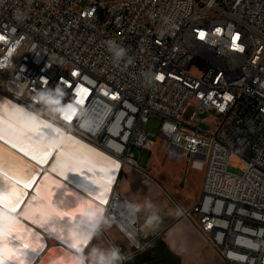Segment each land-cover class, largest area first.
<instances>
[{
	"label": "built area",
	"instance_id": "built-area-1",
	"mask_svg": "<svg viewBox=\"0 0 264 264\" xmlns=\"http://www.w3.org/2000/svg\"><path fill=\"white\" fill-rule=\"evenodd\" d=\"M3 98L122 172L143 173L135 149L192 158L203 180L181 217L225 263L264 264V0H0ZM209 111L213 131L192 125ZM236 155L241 175L228 171ZM119 198L115 186L110 221ZM116 228L133 247L124 264L143 252L141 232Z\"/></svg>",
	"mask_w": 264,
	"mask_h": 264
},
{
	"label": "bare ground",
	"instance_id": "bare-ground-1",
	"mask_svg": "<svg viewBox=\"0 0 264 264\" xmlns=\"http://www.w3.org/2000/svg\"><path fill=\"white\" fill-rule=\"evenodd\" d=\"M24 110H20L19 108H15L14 106L3 105L0 106V117H2L5 125H12L13 128L24 132L31 138V140L36 141L38 145H40L43 149H46V151H37L35 148H33L29 140H22L18 138L16 132L11 131L5 125H0V149H3L5 153L11 155L14 154L15 157H18L20 160L25 161L28 165L36 170L31 175L30 179L14 176L7 171H0V176H2L5 180L10 181V179L8 178H12L13 180L20 181L26 188L30 190L38 176L40 178L43 174L46 175L48 173L57 175L58 178H60L67 184L69 183L78 191L89 197L93 201H91L92 204L96 205L97 207L99 206V208L101 209L99 213L104 216L105 205H107V203L109 202L111 193L114 187L117 186L119 181L118 177L121 169L120 164L117 161V163H114L109 159L110 157L107 158V156H105V154H103L99 150L73 137L63 129L45 120H42L40 117L34 115L33 113ZM32 118H35V120L39 121L41 126L46 125L52 132L59 133V139L50 140L48 138L47 132L42 128L38 132L30 131L29 129L36 127ZM25 125H27V127H25ZM69 140L73 142V147L76 148V151L83 153L84 163L72 160L71 162L75 165V168L71 173L68 174V176H66L64 175V172L68 169L67 161L69 160V157L64 151V148L66 142ZM57 157H63L64 159L58 160ZM97 160H99L100 162H96ZM54 168L56 170H54ZM3 174H5L6 177ZM92 177H94L98 182L103 183L107 186L106 197L104 199H100L99 196L93 195L91 192H89L95 191L97 188V186L92 185L90 182V178ZM39 185L35 188L34 196H39ZM0 187H3V185L0 184ZM103 194L104 193H100V195ZM53 203L57 207L63 208L65 210L76 206V203L72 202V200L70 203L69 197H67L59 188L56 189L53 193ZM132 205L133 204H131L129 201L122 198L117 199L114 202L111 222L118 228H121L124 223L130 227L132 224H135L136 211L133 210V208L131 207ZM81 220L82 217H80L74 224L70 226V230L74 225L80 224ZM61 223H67V218L65 217L64 220L61 221ZM36 224L41 226V224L38 222H36ZM81 227L84 228V230L87 229L86 225H81ZM51 232L56 235L54 231ZM0 235H3L1 228ZM55 237L57 238V235ZM25 239L26 243L21 244L20 247L25 252L29 253V255L31 256L32 264L33 261L37 258L39 251H41V249L43 248L44 243L38 240H33V235L31 234ZM88 244L89 243L86 241L83 251L86 249ZM32 247H36L37 251H35L34 253L31 252ZM66 260L67 258H61L60 260L52 259L44 262L43 264H66ZM25 264H28V262L26 261Z\"/></svg>",
	"mask_w": 264,
	"mask_h": 264
},
{
	"label": "rangeland",
	"instance_id": "rangeland-1",
	"mask_svg": "<svg viewBox=\"0 0 264 264\" xmlns=\"http://www.w3.org/2000/svg\"><path fill=\"white\" fill-rule=\"evenodd\" d=\"M194 73H197L193 70ZM191 111L189 110L183 116L185 120L189 119ZM217 115L213 111L199 113L196 116V119L192 121V125L196 128H199L205 132L213 131L215 127V122ZM159 121L153 119L148 125V131L150 132V138L156 139L157 136V126ZM135 160L137 161L138 168L143 170V174L140 175L139 179L141 181V186L143 188V193L147 194L150 192V205L160 204L161 202H166L177 207L176 203L185 207L184 209H189L190 206L195 202L196 198L199 197V192L201 188V182L203 180V171L191 167V159L184 158L180 162L169 160L165 156V152L161 149L160 145L156 147L153 151L148 149H135L133 151ZM245 162L239 156H234L231 158L228 171L235 175H241L244 170ZM131 168V167H128ZM133 169V168H131ZM135 170V169H134ZM142 173L141 171H138ZM139 173V174H140ZM126 171L123 169V177H125ZM128 174V173H127ZM155 181L154 186H145L146 176ZM130 177V176H129ZM142 177V178H141ZM123 179V183L124 184ZM134 182V181H133ZM119 185V184H118ZM128 191L137 192V185L134 182L135 187H129L130 178H127L126 181ZM116 191L119 193L117 186ZM120 194V193H119ZM139 195V194H138ZM120 196L124 200L121 194ZM159 199V202L157 200ZM198 200V198H197ZM129 201V200H128ZM131 202V201H129ZM197 202V201H196ZM133 203V202H131ZM147 203V202H146ZM135 204V203H133ZM136 208H139L135 204ZM146 214L143 212H136V221L139 228L142 227L146 219ZM105 223L101 226V229L98 231L96 239L92 240L84 250L85 253L89 252L93 247H111L115 245L118 247L123 254L125 252H131L133 250L132 245L127 241L123 234L116 228V226L109 220L107 215H104ZM179 218H182L181 215ZM141 232V230H140ZM148 235L140 233L139 241L140 245L143 247V252L152 256L154 264H196L197 258H188V252L178 248L179 255L172 253V249H176V246H173L171 242L167 239L164 241L162 235H156L157 232L155 229H152ZM142 252V253H143Z\"/></svg>",
	"mask_w": 264,
	"mask_h": 264
},
{
	"label": "snow or ice",
	"instance_id": "snow-or-ice-1",
	"mask_svg": "<svg viewBox=\"0 0 264 264\" xmlns=\"http://www.w3.org/2000/svg\"><path fill=\"white\" fill-rule=\"evenodd\" d=\"M36 127L29 129L32 132H38L41 128L47 132L48 138L59 139V133L52 132L46 125L41 126L40 122L32 118ZM0 125H5L2 117H0ZM11 131L17 133L18 138L22 140H29L33 148L37 151H46L36 141L31 140L24 132L13 128L12 125H5ZM27 127V125H25ZM64 151L67 153L69 160L68 169L64 172V175L68 176L71 173L75 165L72 160L84 163L83 153L76 151L73 147L71 140L66 142ZM58 160H63V157H57ZM102 159V158H101ZM96 162H100L97 160ZM110 163V162H106ZM54 170H56L54 168ZM0 171H7L14 176L20 178H31V175L36 171L25 161L20 160L18 157L5 153L3 149H0ZM92 185L97 186L95 191H89L93 195L99 196L100 199L106 197V185L98 182L94 177L90 178ZM0 206L6 209H14L20 200L24 197V190L11 183L9 180H5L0 176ZM63 187L57 184L55 181H51L50 178H44L39 185V196H31L27 201V204L22 210L21 215L26 219H31L34 223L38 222L41 226L46 227L48 230L54 231L57 238L62 239L69 248L76 251L81 250V245L78 242H74L70 235V226L74 224L82 215V212L86 209L93 211H101L99 207L89 202L85 197H77V203L75 207L68 208L67 210L57 207L53 203V193L56 189ZM100 193H104L100 195ZM71 195V193H69ZM55 205V206H53ZM3 211H0L2 214ZM67 218V223L62 224L61 221ZM7 223V234L0 235V264H31V256L28 252H25L20 245L26 243V237L30 235L27 228H25L19 221L14 223L6 222L0 219V228H3ZM37 238L33 235V240ZM37 251L36 247L31 248V252ZM67 255V254H66ZM66 264H72V257L67 256Z\"/></svg>",
	"mask_w": 264,
	"mask_h": 264
},
{
	"label": "crops",
	"instance_id": "crops-1",
	"mask_svg": "<svg viewBox=\"0 0 264 264\" xmlns=\"http://www.w3.org/2000/svg\"><path fill=\"white\" fill-rule=\"evenodd\" d=\"M124 169L126 171L125 177L123 178L125 179L124 184H122L123 183L122 182L123 172H122L121 175L122 177L119 178L118 181L119 185L117 184V189L124 198L128 199L129 201L139 206V212H143L146 214L145 215L146 219L144 221V224L140 228L144 237H146L145 235H148L147 233H150L152 229H155L157 232L156 234L157 236L162 235V239L164 241H167L168 239L173 246H176L175 248H177V250L172 249V253H174L175 255H179L178 254L179 252L178 248H179L181 250L183 249L188 252L187 254L188 258L191 257L197 258L196 264H227L221 259L217 250L208 246V244L202 239L194 223L185 220L183 218H179L180 209H184L185 207L179 205L178 203H176L177 207H173L172 205L164 201L160 203L158 198L157 200L160 204L157 203L150 205V203L148 202H150L151 194L150 192L144 194L143 188L140 184L141 181L139 179L140 178L139 176L142 175L143 173L138 172V170L128 168L127 166L124 167ZM127 178H130L129 187L131 188L135 187L134 185L135 182L137 185L136 189L139 191V193L135 191L134 192L128 191L126 185ZM146 184L147 186L149 185L155 187V181L147 176L145 178V186ZM197 198L193 204L196 203ZM135 204L133 205L135 206ZM150 217L152 218L151 222L146 223V221H148ZM156 217H159V219H156ZM124 253H128V252L124 251ZM143 255H146V257L149 258V264H154L152 256H149L144 252L138 254L135 258H131L130 260L132 259L140 260L143 258Z\"/></svg>",
	"mask_w": 264,
	"mask_h": 264
},
{
	"label": "water",
	"instance_id": "water-1",
	"mask_svg": "<svg viewBox=\"0 0 264 264\" xmlns=\"http://www.w3.org/2000/svg\"><path fill=\"white\" fill-rule=\"evenodd\" d=\"M3 105L14 106L15 108L24 110L23 108L19 107L18 105H16L15 103L11 102L10 100L6 98H3L0 101V106H3ZM107 158L109 157L107 156ZM109 159L112 160L114 163H117L112 158H109ZM121 174H122V169H120L118 178H120ZM44 178H50L51 181H55L57 184L62 185L63 187L59 189H61L62 192L67 197H69L70 203H71V200L72 202L77 203V197H85L89 202L92 201L89 197L84 195L82 192L78 191L75 187H73L69 183L67 184L66 182L58 178L57 175H53L51 173H48L46 175L43 174L40 178L38 176L30 190L26 188L22 182L13 180L12 178H8L10 179L11 183L15 184L17 187L22 188L24 190L25 195L20 200V202L16 205V208L14 209H6L0 206V211H3L2 214H0V219L6 222H11V223L19 221L24 227H27L29 229V233L31 235H34L37 238L36 240L44 243L43 248L41 249V251H39L37 258L33 261L32 264H43L44 262L48 260H52V259L60 260L61 258H67V256L72 257V251H73V249L69 248L68 245L64 243V241L57 239L55 237L56 235H54L47 228L41 227L38 224L34 223L31 219H26L24 218L23 215H21L22 210L27 204V201L29 200V198L31 196H34L35 188L44 180ZM69 193H71V195H69ZM82 229L84 230V228ZM122 264H123V261H122ZM124 264H149V258L146 257V255H143V258L140 260L132 259V260H128L124 262Z\"/></svg>",
	"mask_w": 264,
	"mask_h": 264
},
{
	"label": "clouds",
	"instance_id": "clouds-1",
	"mask_svg": "<svg viewBox=\"0 0 264 264\" xmlns=\"http://www.w3.org/2000/svg\"><path fill=\"white\" fill-rule=\"evenodd\" d=\"M109 44L112 45L114 42L109 41ZM116 54L117 56H122L124 50L120 49ZM41 99L46 100L50 104L58 103V101H54L48 97H41ZM131 207L134 211H139V208H136L134 205ZM81 217V223L74 225L69 232L71 239L81 245L80 251H76L75 249L72 251V264H122L125 257L115 245L105 248L93 247L87 253L83 251L85 242L91 243L92 240L96 239L98 231L106 221L105 217L99 212L88 209L82 212ZM156 219H159V217H156ZM151 220L152 218L150 217L146 223H150ZM81 225H86L87 229L83 230ZM7 230V223H5L2 234L6 235Z\"/></svg>",
	"mask_w": 264,
	"mask_h": 264
}]
</instances>
